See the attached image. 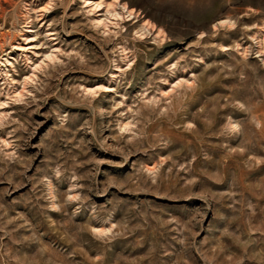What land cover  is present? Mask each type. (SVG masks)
I'll return each mask as SVG.
<instances>
[{
  "label": "rangeland",
  "instance_id": "rangeland-1",
  "mask_svg": "<svg viewBox=\"0 0 264 264\" xmlns=\"http://www.w3.org/2000/svg\"><path fill=\"white\" fill-rule=\"evenodd\" d=\"M0 264H264V0H0Z\"/></svg>",
  "mask_w": 264,
  "mask_h": 264
}]
</instances>
